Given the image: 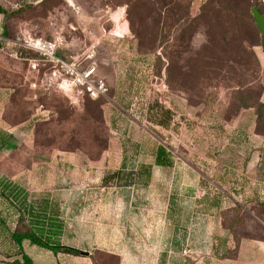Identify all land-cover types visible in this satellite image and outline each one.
I'll use <instances>...</instances> for the list:
<instances>
[{
	"label": "rangeland",
	"instance_id": "rangeland-1",
	"mask_svg": "<svg viewBox=\"0 0 264 264\" xmlns=\"http://www.w3.org/2000/svg\"><path fill=\"white\" fill-rule=\"evenodd\" d=\"M253 7L264 12V0H44L16 11V34L59 40L67 58L91 55L108 85L97 100L46 92L32 87L41 73L11 62L18 88L0 89V99L25 123L11 161L33 174L52 169L59 212L74 214L61 243L91 253L27 248L30 257L224 264L240 240L264 242V36ZM160 147L173 167L156 165Z\"/></svg>",
	"mask_w": 264,
	"mask_h": 264
},
{
	"label": "crops",
	"instance_id": "crops-1",
	"mask_svg": "<svg viewBox=\"0 0 264 264\" xmlns=\"http://www.w3.org/2000/svg\"><path fill=\"white\" fill-rule=\"evenodd\" d=\"M42 1L44 0H0V8L2 9L0 11V24L4 25L9 35H15L16 30L12 23L15 21L14 17L20 15L15 14L16 11H19L18 8L24 7V4L40 6ZM58 42L61 50L64 44L62 45L59 40ZM4 55L0 53V89L16 92L18 87L11 83L12 76L16 74L11 65L13 58ZM12 95L10 97H13ZM13 105L11 98L0 99V264H11V253L16 248L20 252H24L22 254L23 259H19L20 264H27L25 257L30 258L32 264H52L44 262L39 257L32 258L27 254V248L36 253H42L43 250H48L47 248L34 244L27 238L16 242L12 239V232L19 223V232L34 234L48 246L60 244L73 248L61 243V238L65 233L74 230V224L71 222L74 219V214L59 212L58 197L52 193V190L48 189L52 188L53 185L54 176L50 174L52 169L41 167L33 174L29 167L12 163V150L16 148V141L23 136L25 124L24 120L18 119L16 114L14 116L10 114V106ZM38 107L39 113L45 110L43 104ZM5 185L10 186L6 188ZM254 202L256 203L257 200ZM170 218L173 219L171 226L175 230L180 226L179 220L177 216H170ZM194 227L196 232V224ZM188 232L184 231L185 234H182V238L185 239ZM177 236L180 238V235H171L169 250L178 251L182 246L178 243ZM237 252V259L220 260V263L264 264V242L262 241L242 239L239 241Z\"/></svg>",
	"mask_w": 264,
	"mask_h": 264
},
{
	"label": "built area",
	"instance_id": "built-area-1",
	"mask_svg": "<svg viewBox=\"0 0 264 264\" xmlns=\"http://www.w3.org/2000/svg\"><path fill=\"white\" fill-rule=\"evenodd\" d=\"M21 8V7H20ZM18 8V9H20ZM123 16V15H122ZM114 21V17H111ZM115 23L113 34L118 38H125L128 34L123 28L121 33L115 31L119 26ZM123 22L120 28L124 27ZM0 51L9 57L22 60L21 52L28 51L39 56L38 60H29L32 70L41 73V81L32 87L51 92L56 86L67 95L77 94L79 97L87 95L92 100L100 99L108 92V85L104 78L99 75L98 67L94 62H87L91 55H73L69 58L60 55V43L58 40H48L37 37L29 32H21L15 36H9L3 24H0ZM42 67L46 68L42 70Z\"/></svg>",
	"mask_w": 264,
	"mask_h": 264
},
{
	"label": "trees",
	"instance_id": "trees-1",
	"mask_svg": "<svg viewBox=\"0 0 264 264\" xmlns=\"http://www.w3.org/2000/svg\"><path fill=\"white\" fill-rule=\"evenodd\" d=\"M42 3H44V1H42L41 4ZM22 8L23 7H21L20 9H22ZM0 11H2L1 8H0ZM260 11L262 13H264L261 9H260ZM6 33H7V31H6ZM7 35H9V34L7 33ZM9 36H15V35H9ZM59 53H60V55L64 54V53H61V50ZM21 58H22L21 61L29 63V60H38L39 56L34 54V53L28 52V51H22L21 52ZM44 69H46V68L42 67V70H44ZM260 106H262L264 108V104L260 105ZM258 117L260 118V114H258ZM171 118H172V116H171ZM263 161H264V153L261 152V155H259V162H258V166H257V168H258L257 174H258L259 179H261V178L263 179L262 175H259V174H262V167L264 165ZM156 165H158V166H168L169 165L168 153L164 147H160V149L158 150V153L156 155ZM8 186H10V185H7V186L5 185L6 188H8ZM12 192H15V191L12 190ZM256 204H257V206L261 207L262 203L259 202V199H257ZM26 238L28 240H30L31 242H33L34 244H38V245L43 246L45 248L51 249L52 251H55V252H63V253L72 254V255H79L81 253V251H79L78 249L67 247V246H62L60 244L56 245V246H48L45 243H42L41 240L39 238H37L34 234H23V233L19 232V223H18V225L14 228V230L12 232V239L16 242H19L20 240H24ZM25 261L27 264H32L30 258L25 257Z\"/></svg>",
	"mask_w": 264,
	"mask_h": 264
},
{
	"label": "water",
	"instance_id": "water-1",
	"mask_svg": "<svg viewBox=\"0 0 264 264\" xmlns=\"http://www.w3.org/2000/svg\"><path fill=\"white\" fill-rule=\"evenodd\" d=\"M254 22L256 23L260 33L264 36V13L260 11L258 7H253L251 10ZM85 256H90V252H81Z\"/></svg>",
	"mask_w": 264,
	"mask_h": 264
}]
</instances>
